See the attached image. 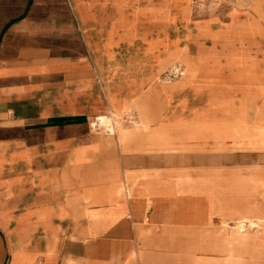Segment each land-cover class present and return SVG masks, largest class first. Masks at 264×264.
I'll return each instance as SVG.
<instances>
[{"label": "crops", "instance_id": "0c3cea01", "mask_svg": "<svg viewBox=\"0 0 264 264\" xmlns=\"http://www.w3.org/2000/svg\"><path fill=\"white\" fill-rule=\"evenodd\" d=\"M190 1L0 0V264H232L225 227H262L216 149L256 136L248 113L219 87L212 132L192 84L161 80L217 24ZM236 12L264 27V0Z\"/></svg>", "mask_w": 264, "mask_h": 264}, {"label": "rangeland", "instance_id": "374dc122", "mask_svg": "<svg viewBox=\"0 0 264 264\" xmlns=\"http://www.w3.org/2000/svg\"><path fill=\"white\" fill-rule=\"evenodd\" d=\"M250 2L251 0H191V11L188 15L191 20L204 21L213 17L217 24L213 22L203 25L201 29L192 27L189 30L191 43L188 45L189 49L186 48L188 54H184L182 61L177 63L181 67L180 74L183 76L175 79L166 74L161 80L168 83L166 84L168 86H176L180 83L185 88L192 84L193 91L203 102L208 103V109L201 114L200 119L210 121V130L222 128L219 115L224 110L220 108L222 104L219 101L225 100L226 97H221V93L218 92L219 87L230 92L231 96L227 98L233 109H243L248 113L246 120L248 130L255 131L256 136L249 139H228L217 144L216 149L218 153L226 154L224 161L227 172H232L230 174L232 182L246 183L244 189L249 201L246 207L264 213V27H249L252 24L249 23V19L244 27H241V22L234 24L238 18L236 19L232 13L236 10L238 11L236 13L241 11V14L245 15ZM241 14L237 16L240 17ZM215 80L226 83L214 85ZM109 118L101 119L108 123L113 136L117 120ZM134 121L130 112L121 115L120 124L125 122L135 125ZM241 128L240 131H246ZM90 129L92 133L107 134L104 130L95 132L91 126ZM257 131L259 133H256ZM228 173L227 177H229ZM225 229L229 233V241L232 238L234 245L232 264H264L262 227L245 226L239 239L231 237L234 235L233 227L226 226Z\"/></svg>", "mask_w": 264, "mask_h": 264}, {"label": "bare ground", "instance_id": "6f19581e", "mask_svg": "<svg viewBox=\"0 0 264 264\" xmlns=\"http://www.w3.org/2000/svg\"><path fill=\"white\" fill-rule=\"evenodd\" d=\"M193 38V37H192ZM199 39V38H198ZM217 40H218V37L216 38ZM191 41V40H190ZM198 41V40H197ZM212 41H215V40H212ZM242 41V40H241ZM218 42V41H217ZM220 42H222V41H220ZM238 42H240V41H238ZM191 43V42H190ZM197 43H199V42H197ZM233 43V42H232ZM234 44V43H233ZM200 46H202V45H200ZM197 47V46H196ZM194 48V47H193ZM205 48V47H204ZM209 48V47H208ZM199 49H200V47H199ZM226 50V49H225ZM198 51H200V50H198ZM232 52V51H231ZM247 52V51H246ZM252 52V51H251ZM254 53V52H253ZM252 53V54H253ZM247 54H249V53H247ZM251 54V55H252ZM258 54H259V52H258ZM255 55H257V54H255ZM220 56V55H219ZM193 57V56H192ZM203 57V56H202ZM218 57V56H217ZM232 57V56H231ZM197 58V57H196ZM199 59L201 60V58L199 57ZM230 59V58H229ZM216 61V60H215ZM237 62V61H236ZM196 64V63H195ZM199 65V64H198ZM197 65V66H198ZM243 68H244V66H243ZM226 69V68H225ZM180 72H181V67H180V65H178V64H175L174 65V67H173V69H172V75H168L167 74V76H169V77H175V76H179V75H181L180 74ZM200 73V72H199ZM203 73V72H202ZM241 75H242V73H241ZM198 76V75H197ZM201 79V78H200ZM226 83V82H225ZM194 84V83H193ZM212 95V94H211ZM235 95V94H234ZM209 96V95H208ZM221 99V98H220ZM219 99V100H220ZM220 103V102H219ZM216 104V103H215ZM214 106V105H213ZM212 113V112H211ZM213 115V114H212ZM211 115V116H212ZM209 117V116H208ZM102 118V117H101ZM210 118H212V117H210ZM202 120V119H201ZM220 120V119H219ZM103 123H105V124H108V123H106L104 120L102 121ZM212 130V132L214 131L213 129H211ZM250 209V208H249ZM238 221V220H237ZM247 222H248V220H247ZM249 224H250V226L251 227H257V226H259V224L258 223H256V222H249ZM226 225V224H225ZM235 225L236 226H234V227H238L239 229H243L247 224H246V222H244V220H242V221H238V222H236L235 223ZM262 227H264V224H262L261 225ZM236 235V234H235Z\"/></svg>", "mask_w": 264, "mask_h": 264}, {"label": "built area", "instance_id": "2783aa9c", "mask_svg": "<svg viewBox=\"0 0 264 264\" xmlns=\"http://www.w3.org/2000/svg\"><path fill=\"white\" fill-rule=\"evenodd\" d=\"M90 126L92 129L95 130V132L104 130L109 135L113 134L112 129L109 128L110 126H108V124L103 123L100 116L94 117L92 122L90 123Z\"/></svg>", "mask_w": 264, "mask_h": 264}]
</instances>
